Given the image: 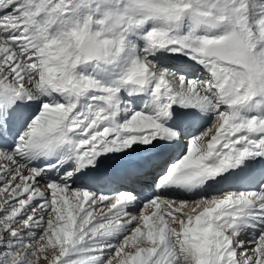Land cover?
Instances as JSON below:
<instances>
[{"label": "snow or ice", "instance_id": "6c2138e0", "mask_svg": "<svg viewBox=\"0 0 264 264\" xmlns=\"http://www.w3.org/2000/svg\"><path fill=\"white\" fill-rule=\"evenodd\" d=\"M0 264H264V0H0Z\"/></svg>", "mask_w": 264, "mask_h": 264}]
</instances>
